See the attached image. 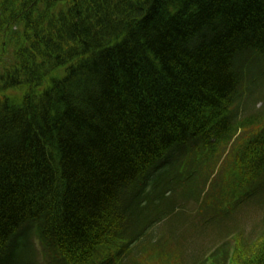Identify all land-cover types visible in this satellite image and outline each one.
<instances>
[{
	"label": "trees",
	"instance_id": "obj_1",
	"mask_svg": "<svg viewBox=\"0 0 264 264\" xmlns=\"http://www.w3.org/2000/svg\"><path fill=\"white\" fill-rule=\"evenodd\" d=\"M252 205L264 0H0V264H264Z\"/></svg>",
	"mask_w": 264,
	"mask_h": 264
},
{
	"label": "rangeland",
	"instance_id": "obj_2",
	"mask_svg": "<svg viewBox=\"0 0 264 264\" xmlns=\"http://www.w3.org/2000/svg\"><path fill=\"white\" fill-rule=\"evenodd\" d=\"M10 56V54H7L6 58H8ZM262 103L260 101H258L257 105L254 106V108L252 107L250 109V113H252L251 115H257L259 114L260 110L262 109ZM227 154L224 155L223 158H225V162H228V164L225 166V164L221 167L223 169V178H221L218 182L223 186V189L226 188V184L228 185V182L226 181V175L225 172H227V170L232 167V162L234 161V159L232 158L231 155H229L228 157H226ZM222 159V157H221ZM213 165V164H212ZM215 165V164H214ZM214 165L213 167L210 166V172L207 171V173H211L212 174H216V169H214ZM218 167V165H217ZM220 169V170H222ZM228 176V175H227ZM214 200V199H212ZM211 200V201H212ZM200 204H196L193 202H190L188 204H184L183 208H187L191 210H196L199 207ZM244 210V211H243ZM241 212H239L236 216V223L238 226H236V228L240 229H246V233H251L253 232V230L255 229H261L258 234L261 235V233L264 231V225L262 224V220L264 219V206H249L244 208ZM198 211V209H197ZM37 250H38V254L39 257L42 258L43 261H45L47 258V254L45 252V258H43V254H44V250L43 248L39 245L36 244ZM127 264H156L155 261H151V259H148V257L145 255V257H143L142 261L140 260V253L135 256L134 254L132 256L129 257V260L127 261Z\"/></svg>",
	"mask_w": 264,
	"mask_h": 264
}]
</instances>
